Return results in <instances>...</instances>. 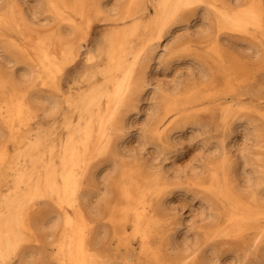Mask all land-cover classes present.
<instances>
[{"label": "rangeland", "instance_id": "374dc122", "mask_svg": "<svg viewBox=\"0 0 264 264\" xmlns=\"http://www.w3.org/2000/svg\"><path fill=\"white\" fill-rule=\"evenodd\" d=\"M62 1L72 6L75 0ZM206 1L217 10L230 12L228 5L233 0ZM248 1L239 0L241 5ZM51 2L61 1L0 0V153L4 154L0 161V201L11 193V181L18 168L27 165L19 156L30 143L39 138L42 149L51 148L57 159L66 137L80 126L79 113L67 104V98L74 100L89 87L104 83L99 70L107 64L106 37L131 24L130 19L120 20L129 0H82V15L68 9L61 17L51 10ZM143 5L146 8L138 18L142 25L154 13L149 2ZM176 20L171 34L160 44L163 48L169 40L170 51L156 48V59L148 74L150 84L142 96L128 94L117 109L112 104L105 111V115L116 111L119 118L129 116L127 138L119 157L113 155L116 135L111 128L106 129L110 138L105 144L102 139L98 141L97 126H93L84 151L90 159L76 199L77 208L82 211L78 223L93 247L94 264H264L262 216L257 223L263 229L257 249L251 230L242 237L216 236L210 231L221 216L231 211V206L227 198L207 189L215 169L224 167L218 178L222 182L228 178L235 194L249 206L255 202L248 198L257 188L255 176L264 178V32L255 39L227 28L217 33L216 29L229 25L218 23L217 11L205 10L201 3L181 9ZM145 34V29L140 30L131 40L135 49ZM39 39L45 40L57 56L61 71L54 80L63 104L50 117L43 104L32 101L23 124L9 128L4 122V102L21 99L24 94L29 97L32 91H54L39 82L24 84L27 68L37 69L33 50ZM66 48L70 49L71 61L64 57ZM89 52L94 55L91 62L86 60ZM197 93L202 99L190 110L183 102L197 97ZM173 102L179 104L178 113L169 118L180 131L166 143L157 136L155 128L158 118ZM225 109L230 110V116L224 113ZM97 117L98 112H94L95 124ZM98 167L96 182H92L91 172ZM150 174L160 179L161 186H168L159 194L153 189L142 199L149 207L147 215L153 216L143 242L136 235L128 202L118 189L121 180L144 184V177ZM91 190L88 201L84 200L83 196ZM135 195L132 189L133 199ZM256 201L264 209V186ZM59 210L47 195L34 194L23 199L22 240L0 264H22L23 260L26 264H61L56 257V244L62 226L52 238L48 236L53 230L42 231L38 226L42 215ZM176 227L175 236L169 241L167 236ZM27 249L33 253L22 259Z\"/></svg>", "mask_w": 264, "mask_h": 264}, {"label": "bare ground", "instance_id": "6f19581e", "mask_svg": "<svg viewBox=\"0 0 264 264\" xmlns=\"http://www.w3.org/2000/svg\"><path fill=\"white\" fill-rule=\"evenodd\" d=\"M60 1L50 3L51 10L59 17L63 16L64 13L66 14L68 9L75 11L79 15L83 14L82 0H75L72 6L62 0ZM147 2L153 7L154 13L150 20L142 25V21L138 18L146 8L143 4ZM200 3L205 10L210 8L217 11L218 23L225 22L229 25L216 29L217 33L220 29L227 28L235 34L255 39L264 32V2L262 0H249L247 5H241L239 0H233L228 5L231 8L230 12L215 9V6L206 0H129L124 15L120 20L130 19L131 24L124 30L109 32L106 37L108 42V47L105 51L107 64L99 70L105 79L104 83L89 87L85 93L78 95L74 100H69L71 97L66 100L69 106H73L78 111V125L80 126L66 137L59 148L57 159L53 158L51 148L49 150L42 149L43 144L39 138L32 144L30 143L28 150L19 156L23 164L27 165L18 168L11 181V193L0 201V260L17 247L22 240L20 236L22 200H27L32 195L38 194L40 197L49 196L60 208L58 212L42 215L38 225L42 231L49 228L53 230L48 238L54 237V232L62 226L60 241L56 244L57 259L60 260L61 264H94L93 247L88 243L87 236L78 223V218L82 216V211L77 208L76 200L80 188V180L83 178L84 169L90 159L84 151L89 145L93 126H97L98 141L102 139L105 144L110 138L106 129L108 127L111 128L112 133L116 135L113 155L119 157L123 142L127 138L125 137L127 135L125 128L126 120L129 116L119 118L116 111L110 115H105V111L110 109L112 104L114 109H117L130 94L142 96L143 90L145 92V88L150 84L148 74L152 61L156 59L155 50L157 47L162 48L160 46L161 42L174 29L177 23V13L181 9L191 8ZM64 19L71 20V17L67 16ZM143 29H145L146 34L142 38L139 48L135 49L131 45V40L137 37L139 31ZM169 42L167 40L162 48L163 51H170ZM33 53L37 58V71L33 67H28L29 72L23 73V76L26 77L24 84L28 81L31 84L39 82L41 86L51 87L54 91L52 93L32 91L29 97L24 94L21 99L14 98L4 102V122L9 128L23 124L25 117L30 112L32 101L43 104L46 116L50 117L57 113L63 104V99L57 92L58 90L60 91L59 86L54 80L61 71V67L56 60V54L51 51L50 45L43 39H39L36 42ZM70 53V49L66 48L64 51L66 61L72 60ZM93 58L94 55L89 52L86 60L91 62ZM199 95L197 93V97L188 98L183 104L189 105L190 110L194 109L197 106L196 104L202 99ZM178 105L177 102L168 104L163 116L157 120L156 134L158 137L162 136L166 143L169 142L173 134L180 131V127L173 126L174 123L169 118L178 113ZM94 112H98L96 124L93 119ZM224 113L229 115L230 110L225 109ZM70 122V118H67V123L69 124ZM222 147L225 149V143L222 144ZM47 152L48 155H46ZM3 158L4 154L0 153V161ZM223 168L215 169L214 174H212V181H210L211 184H209L207 189L216 195L227 198L231 211L221 216L210 232L215 233L216 236L242 237L251 230L254 237L253 245L257 249L262 241L263 233V229L257 223L260 216L264 219V209L262 205L257 203L256 199L264 186V178L260 175L255 176L254 183L257 188L251 197H248L255 202L248 206L245 201L235 194L233 191L234 187L228 178H223L224 182L218 178ZM98 170L99 167L91 172L90 178L92 182H96ZM144 178L146 180L144 184L134 185L124 183V180H121L118 189L121 197L128 202L127 206L133 215L136 235L143 242L148 237V228L153 217L146 213L149 212V207L147 208L142 202L144 196L153 189L156 194H159V190L166 189V186H168L166 184L161 186L160 179L152 174ZM250 183L251 181L249 180ZM132 189L136 192L135 199L132 196ZM91 193L92 190L87 192L83 196L84 200L88 201V195H91ZM259 208L262 209L259 210ZM176 229L177 227L172 229V232L167 236L169 241L174 238ZM32 253L33 250L31 249L25 250L22 259L26 257V254L32 255ZM21 263L26 264L27 262L23 260Z\"/></svg>", "mask_w": 264, "mask_h": 264}]
</instances>
